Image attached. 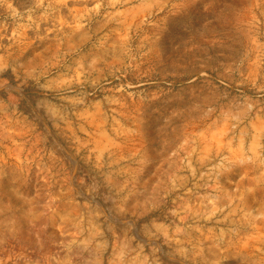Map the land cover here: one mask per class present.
<instances>
[{
    "label": "rangeland",
    "instance_id": "rangeland-1",
    "mask_svg": "<svg viewBox=\"0 0 264 264\" xmlns=\"http://www.w3.org/2000/svg\"><path fill=\"white\" fill-rule=\"evenodd\" d=\"M0 264H264V0H0Z\"/></svg>",
    "mask_w": 264,
    "mask_h": 264
},
{
    "label": "bare ground",
    "instance_id": "bare-ground-1",
    "mask_svg": "<svg viewBox=\"0 0 264 264\" xmlns=\"http://www.w3.org/2000/svg\"><path fill=\"white\" fill-rule=\"evenodd\" d=\"M161 32H163V31H161ZM160 34H163V33H160Z\"/></svg>",
    "mask_w": 264,
    "mask_h": 264
}]
</instances>
